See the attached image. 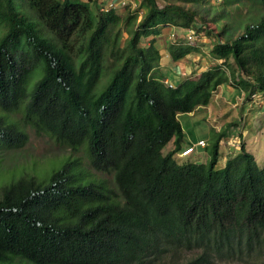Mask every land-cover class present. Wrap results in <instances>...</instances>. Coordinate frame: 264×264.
Instances as JSON below:
<instances>
[{
	"label": "trees",
	"instance_id": "trees-1",
	"mask_svg": "<svg viewBox=\"0 0 264 264\" xmlns=\"http://www.w3.org/2000/svg\"><path fill=\"white\" fill-rule=\"evenodd\" d=\"M185 1L209 6L200 14L140 0L121 16L91 0H0V147L27 143L10 118L23 109L73 155L84 147L91 167L115 184L74 172V156L46 176L0 182V264H164L185 251L197 253L185 264L264 256V165L244 140L231 144L244 132L225 123L209 161L195 162L208 139L187 137L181 121L206 111L219 88L224 99L229 91L264 99V0H225L237 11L249 3L254 14L224 24L228 12L213 14L210 0ZM167 27L204 32L220 66L167 87L153 74L164 50L175 63L199 51L174 39L161 49L155 39ZM222 146L232 152L220 167Z\"/></svg>",
	"mask_w": 264,
	"mask_h": 264
},
{
	"label": "rangeland",
	"instance_id": "rangeland-1",
	"mask_svg": "<svg viewBox=\"0 0 264 264\" xmlns=\"http://www.w3.org/2000/svg\"><path fill=\"white\" fill-rule=\"evenodd\" d=\"M129 1L130 2H128L127 6L131 5V7L125 6V8H117V11L121 16H124L127 11H133V7L138 6L140 2V0ZM167 1L185 6L186 8H192L194 10L197 9L200 14L205 12V8L209 6L208 3L202 6L189 3L185 0H158V3L160 6H163ZM224 2L225 0H210V6L217 9L213 12V14L222 11L228 12V17L224 19L222 24L231 22L237 16L244 20L247 15L254 14V9L249 3L240 5L241 9L237 11V4L225 6ZM95 6H98L97 2L92 4L93 8H95ZM102 6H105V4L102 3ZM126 7L129 9H126ZM209 27L214 28L215 23L209 21ZM124 36L127 38L126 34ZM204 36L203 32L201 33L200 38L189 41L187 34L183 33L181 29L179 30L178 28L173 27L162 29L160 34L157 35L155 39L157 45L161 47V49L167 48V46L173 42L174 39V41L182 40L185 43L187 42L190 45H194L199 51L180 61L182 73H177L180 76L179 77L170 73L171 68L174 67L176 63L172 62V60L167 56L166 50H164L161 68L156 69L153 74L161 76V81L164 82L167 87L168 84L166 81L172 83L173 87H176L184 78L198 77L204 71L216 67L217 65L220 66L221 62H216L210 56L212 43L209 38ZM153 39L154 37L145 38L143 39V42H149ZM107 63L109 64V62ZM109 75L110 74L108 72L104 74V79L96 88L98 93L103 90ZM40 76V72L38 75L35 74V80ZM223 95V88H219L211 100L208 107L209 110H201L195 115H185L181 118L187 137L188 133H191L197 138L200 137L204 140L208 139V149L190 156V159L195 162H198L197 160H201L205 163L208 162L211 145L215 139V130L218 131L221 127H225L224 124L226 123L229 125V129L233 130L238 128V131L240 130V132L246 133V137L243 136L241 138H239L238 134L235 133L231 144H233L236 148H239L240 145L238 144L245 141L247 145L249 144L248 147L256 156L258 164L264 165V110L258 107L264 103V99L262 97L257 98L258 103H255L254 99L250 100L247 98L245 93L242 95L241 92L231 93L229 91V94L226 95L227 97H225V99L223 98ZM251 101L254 102V106L251 105ZM255 104H258V106ZM210 112H212V117H209ZM10 118L20 124L19 126H21L28 134V141L21 148L3 149V147H0L1 184L8 182L11 178L17 179L24 174L30 176H39L44 174L46 176L53 170V168H61L64 163L69 161L71 156H74L77 158L78 162L82 164V166L79 164L73 170L74 172L86 171L92 175L96 181L104 180L110 187H112V189L115 188L114 175H106L95 171L90 165L89 157L84 147H82L77 154L73 155L69 146L63 143H57L50 135L37 131L35 126H33V123L29 121L27 122L23 109L20 112L12 114ZM245 125L246 130H243L242 127ZM224 145H226V142ZM172 148H174L173 144H169L164 148L163 153L167 154L170 150H172ZM230 152H232L231 147H222V161L219 164L220 167L224 165L226 157L228 158L227 155ZM176 159L179 163H183L188 160L181 159L179 155H176ZM196 255L197 253L192 251L179 252L178 256L173 259L175 263H173L171 259H167L164 264H185ZM215 264H264V256L254 254L253 258H249L247 254H241L236 255L233 258L225 257L222 260H217Z\"/></svg>",
	"mask_w": 264,
	"mask_h": 264
},
{
	"label": "built area",
	"instance_id": "built-area-1",
	"mask_svg": "<svg viewBox=\"0 0 264 264\" xmlns=\"http://www.w3.org/2000/svg\"><path fill=\"white\" fill-rule=\"evenodd\" d=\"M128 2H130L129 0H114L111 1L109 4L105 5V6H101L100 9L103 12H108L110 10H116L118 7H122L125 8V6H127ZM124 6V7H123ZM187 37L189 39V41H193L194 39L197 38L196 34L193 31H189L187 33ZM166 83L170 86L173 87V84L166 81ZM201 145H205L204 142H200ZM192 152L191 148L186 149L184 152H182V154L180 155L181 157L183 156H187Z\"/></svg>",
	"mask_w": 264,
	"mask_h": 264
},
{
	"label": "crops",
	"instance_id": "crops-1",
	"mask_svg": "<svg viewBox=\"0 0 264 264\" xmlns=\"http://www.w3.org/2000/svg\"><path fill=\"white\" fill-rule=\"evenodd\" d=\"M94 4L97 2L98 3V7L100 8L101 6H102V3L103 4H105V5H107V4H109L111 1H114V0H91ZM99 1V2H98ZM117 11V10H116ZM118 12V11H117ZM173 71V72H172ZM182 70H181V68H180V62H177L176 63V65L174 66V67H172L171 68V70H170V73L171 74H175V75H177V76H179L178 74H179V72H181ZM178 73V74H177ZM180 77V76H179ZM224 95H225V93H223ZM224 95H223V97H224ZM204 109H207V110H209L208 109V107L207 108H204ZM212 113V112H211ZM220 130V129H219ZM244 137H246V133H244ZM257 137V136H256ZM194 138H192V140H193ZM199 139V138H198ZM196 140V139H194L193 141L195 142V144H197L198 142H200V140H203V139H200V140ZM246 139V138H245ZM224 143H222V145H223ZM246 146H247V150L249 151V152H251L253 155H254V153L250 150V148L248 147L249 146V144L247 145L246 144ZM223 147V146H222ZM221 147V148H222ZM185 149V148H184ZM255 156V155H254ZM255 158H256V156H255ZM227 160V159H226ZM256 160H257V158H256ZM258 161V160H257Z\"/></svg>",
	"mask_w": 264,
	"mask_h": 264
},
{
	"label": "clouds",
	"instance_id": "clouds-1",
	"mask_svg": "<svg viewBox=\"0 0 264 264\" xmlns=\"http://www.w3.org/2000/svg\"><path fill=\"white\" fill-rule=\"evenodd\" d=\"M117 10V9H116Z\"/></svg>",
	"mask_w": 264,
	"mask_h": 264
}]
</instances>
